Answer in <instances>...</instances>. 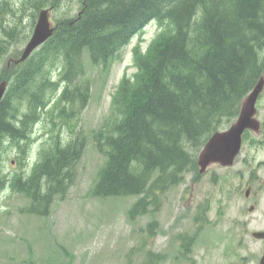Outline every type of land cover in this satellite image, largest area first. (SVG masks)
Here are the masks:
<instances>
[{"label": "trees", "instance_id": "trees-1", "mask_svg": "<svg viewBox=\"0 0 264 264\" xmlns=\"http://www.w3.org/2000/svg\"><path fill=\"white\" fill-rule=\"evenodd\" d=\"M44 6L41 0L36 8ZM153 21L160 30L147 48H133L134 78L118 83L112 116L92 131L104 157L92 194L139 196L128 210L131 219L146 213L185 172L197 171L187 143L200 147L230 124L264 76V0H82L79 14L56 21L49 39L18 63L21 69L3 77L8 88L0 101V147L15 146L17 160L27 161L29 170L1 177L0 190L7 180L28 198L27 213H48L71 184L86 144L74 125L67 142L54 135L31 162L33 126L50 112L71 123L87 104L84 49L90 64L106 65ZM51 70L58 73L55 81ZM179 238L188 252L193 237ZM160 258L149 251L140 264Z\"/></svg>", "mask_w": 264, "mask_h": 264}, {"label": "rangeland", "instance_id": "rangeland-1", "mask_svg": "<svg viewBox=\"0 0 264 264\" xmlns=\"http://www.w3.org/2000/svg\"><path fill=\"white\" fill-rule=\"evenodd\" d=\"M34 1L0 0V79L8 76L9 57L20 54L32 32L41 9ZM55 1L56 7L49 4L51 0H42V8L52 7V25L76 16L82 2ZM157 30L156 24L145 27L106 65L90 64L83 50L81 80L90 85L87 104L71 123L55 113L50 112L51 118L43 114L33 126L28 148L33 162L54 135L67 142L70 128L76 125L74 131L84 134L86 144L74 165V178L43 216L27 213L28 198L13 192L5 181L0 190V264H140L149 251L161 256L157 264H259L264 238H255L252 232L264 231L261 132L247 133L232 165L211 163L202 173L198 166L196 172H185L178 184L159 194L147 212L134 219L128 210L139 196L92 194L104 161L93 144L92 131L112 116V96L120 79L134 78L133 48L138 44L145 50ZM51 72L52 80H57V71ZM256 106V116L264 123V89ZM228 126L222 124L218 130ZM202 146L186 145L196 161ZM17 157L15 146L5 143L0 147V178L23 170L27 175V161L22 165ZM247 187L249 195L245 196ZM183 234L193 237L186 253L179 238Z\"/></svg>", "mask_w": 264, "mask_h": 264}, {"label": "water", "instance_id": "water-1", "mask_svg": "<svg viewBox=\"0 0 264 264\" xmlns=\"http://www.w3.org/2000/svg\"><path fill=\"white\" fill-rule=\"evenodd\" d=\"M53 31L54 26H52L49 20V9L44 8L39 10L30 38L25 44L20 57L15 62L18 63L25 60L36 48L47 41ZM263 85L264 77L261 76L252 90L243 99L235 121L228 128L215 131L209 136L197 156L198 171L200 173L204 172L211 163H218L222 166L232 165L235 157L240 152L244 130H259V121L255 117V104ZM6 86V80L0 81V101L4 95ZM248 193L249 189L245 191V195H248ZM252 208L250 207V210ZM252 236L263 238L264 231H254L252 232ZM259 263L264 264V253Z\"/></svg>", "mask_w": 264, "mask_h": 264}, {"label": "bare ground", "instance_id": "bare-ground-1", "mask_svg": "<svg viewBox=\"0 0 264 264\" xmlns=\"http://www.w3.org/2000/svg\"><path fill=\"white\" fill-rule=\"evenodd\" d=\"M34 2H35V3H34V6H36L37 4H40L41 0H35ZM8 36L11 37V35H8ZM11 38H12V37H11ZM16 68H17V69H19V68L21 69V65H18V64H17L16 66H13L12 68H9V70L11 69V70H10L11 77L14 75L13 72L15 71ZM7 73H8V71H7Z\"/></svg>", "mask_w": 264, "mask_h": 264}, {"label": "flooded vegetation", "instance_id": "flooded-vegetation-1", "mask_svg": "<svg viewBox=\"0 0 264 264\" xmlns=\"http://www.w3.org/2000/svg\"><path fill=\"white\" fill-rule=\"evenodd\" d=\"M1 80V79H0ZM261 132V131H260ZM259 132V133H260ZM247 134V133H246ZM260 141H264V137H261L260 139H259Z\"/></svg>", "mask_w": 264, "mask_h": 264}]
</instances>
